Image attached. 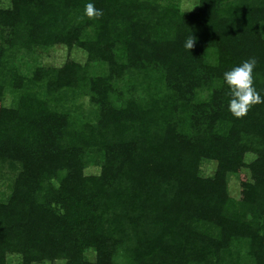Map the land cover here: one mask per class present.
<instances>
[{
    "label": "trees",
    "instance_id": "trees-1",
    "mask_svg": "<svg viewBox=\"0 0 264 264\" xmlns=\"http://www.w3.org/2000/svg\"><path fill=\"white\" fill-rule=\"evenodd\" d=\"M179 1L0 0V264H264V0Z\"/></svg>",
    "mask_w": 264,
    "mask_h": 264
},
{
    "label": "clouds",
    "instance_id": "clouds-1",
    "mask_svg": "<svg viewBox=\"0 0 264 264\" xmlns=\"http://www.w3.org/2000/svg\"><path fill=\"white\" fill-rule=\"evenodd\" d=\"M83 14L89 20H99L103 16V11L90 2L85 5ZM198 40V36L193 32L186 38L184 48L192 52ZM256 66L257 59L250 57L223 73V81L230 96L228 111L236 119H243L254 106L264 103V97L254 86L253 73Z\"/></svg>",
    "mask_w": 264,
    "mask_h": 264
},
{
    "label": "rangeland",
    "instance_id": "rangeland-1",
    "mask_svg": "<svg viewBox=\"0 0 264 264\" xmlns=\"http://www.w3.org/2000/svg\"><path fill=\"white\" fill-rule=\"evenodd\" d=\"M195 3H196V0H180L179 1L181 9L185 11H195L196 10ZM40 54H41L40 56L41 64L54 65L57 67L61 66L67 57L66 50L64 49V47H60V46L55 47L50 50H43L40 52ZM70 58L80 63H83L85 61L84 56L80 52H77V51L71 52ZM10 103H11V97L10 95L6 94L4 98V105L8 106L10 105ZM247 159L251 160V156H247ZM242 172L246 174L245 171H242ZM228 184H229L230 193L232 194L235 193L236 195L238 191V187H239L238 180L236 179V177H230Z\"/></svg>",
    "mask_w": 264,
    "mask_h": 264
}]
</instances>
